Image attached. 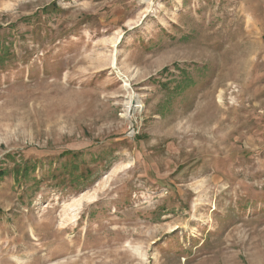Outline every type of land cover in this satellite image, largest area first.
<instances>
[{
    "label": "rangeland",
    "instance_id": "1",
    "mask_svg": "<svg viewBox=\"0 0 264 264\" xmlns=\"http://www.w3.org/2000/svg\"><path fill=\"white\" fill-rule=\"evenodd\" d=\"M0 264H264V0H0Z\"/></svg>",
    "mask_w": 264,
    "mask_h": 264
},
{
    "label": "bare ground",
    "instance_id": "2",
    "mask_svg": "<svg viewBox=\"0 0 264 264\" xmlns=\"http://www.w3.org/2000/svg\"><path fill=\"white\" fill-rule=\"evenodd\" d=\"M137 107H141V103L137 94H133L127 101V111L130 112L131 110H136Z\"/></svg>",
    "mask_w": 264,
    "mask_h": 264
},
{
    "label": "trees",
    "instance_id": "3",
    "mask_svg": "<svg viewBox=\"0 0 264 264\" xmlns=\"http://www.w3.org/2000/svg\"><path fill=\"white\" fill-rule=\"evenodd\" d=\"M17 174H19V173H16V175H17ZM18 178H19V177H16V181H19V179H18Z\"/></svg>",
    "mask_w": 264,
    "mask_h": 264
}]
</instances>
